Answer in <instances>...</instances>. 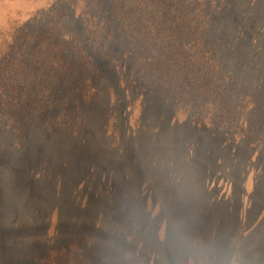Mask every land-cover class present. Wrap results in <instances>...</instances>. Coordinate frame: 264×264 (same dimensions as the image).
I'll return each instance as SVG.
<instances>
[{
    "label": "rangeland",
    "instance_id": "rangeland-1",
    "mask_svg": "<svg viewBox=\"0 0 264 264\" xmlns=\"http://www.w3.org/2000/svg\"><path fill=\"white\" fill-rule=\"evenodd\" d=\"M225 1L209 40L232 71L231 131L114 61L91 106L38 112L25 131L0 120V264H82L88 250L100 264H264V0ZM79 12L0 0V30L37 17L73 46Z\"/></svg>",
    "mask_w": 264,
    "mask_h": 264
},
{
    "label": "trees",
    "instance_id": "trees-1",
    "mask_svg": "<svg viewBox=\"0 0 264 264\" xmlns=\"http://www.w3.org/2000/svg\"><path fill=\"white\" fill-rule=\"evenodd\" d=\"M65 1L80 9L83 28L76 45L61 42V29L37 17L7 30V36L0 30L4 127L25 131L38 112L91 106L101 94V65L111 61L121 62L130 81L173 95L200 120L226 124L229 131L235 127L227 101L232 92L226 83L233 77L228 57L209 40L225 0ZM53 10L58 12L53 7L48 15ZM64 253L78 256L71 246ZM79 257L82 264H100L89 250Z\"/></svg>",
    "mask_w": 264,
    "mask_h": 264
}]
</instances>
